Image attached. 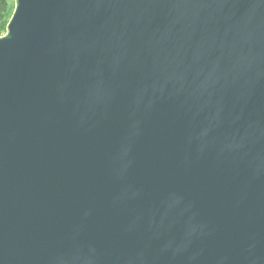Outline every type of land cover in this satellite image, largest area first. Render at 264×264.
Listing matches in <instances>:
<instances>
[{
    "label": "water",
    "instance_id": "95a60500",
    "mask_svg": "<svg viewBox=\"0 0 264 264\" xmlns=\"http://www.w3.org/2000/svg\"><path fill=\"white\" fill-rule=\"evenodd\" d=\"M0 264H264V0H16Z\"/></svg>",
    "mask_w": 264,
    "mask_h": 264
},
{
    "label": "trees",
    "instance_id": "16d2710c",
    "mask_svg": "<svg viewBox=\"0 0 264 264\" xmlns=\"http://www.w3.org/2000/svg\"><path fill=\"white\" fill-rule=\"evenodd\" d=\"M16 0H0V38L8 32L9 23L14 15Z\"/></svg>",
    "mask_w": 264,
    "mask_h": 264
}]
</instances>
